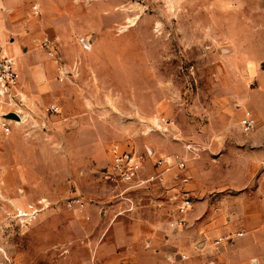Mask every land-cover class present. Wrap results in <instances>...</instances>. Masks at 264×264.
Returning <instances> with one entry per match:
<instances>
[{"label": "rangeland", "instance_id": "obj_1", "mask_svg": "<svg viewBox=\"0 0 264 264\" xmlns=\"http://www.w3.org/2000/svg\"><path fill=\"white\" fill-rule=\"evenodd\" d=\"M8 47L27 64L17 60L20 94L0 95V117L27 118L0 136V264L177 259L187 241L167 227L172 201L121 200L108 178L113 148L181 153L190 184L242 168L241 120L249 110L255 131L264 123V0H0ZM157 116L172 122L167 133L151 129ZM75 194L82 210L66 204ZM30 205L41 210L22 220Z\"/></svg>", "mask_w": 264, "mask_h": 264}, {"label": "crops", "instance_id": "obj_2", "mask_svg": "<svg viewBox=\"0 0 264 264\" xmlns=\"http://www.w3.org/2000/svg\"><path fill=\"white\" fill-rule=\"evenodd\" d=\"M13 48L5 51L14 54L16 61L27 64L25 53ZM38 76L43 77L36 75V82L40 80ZM23 80L26 86L31 85L24 77ZM24 116L26 121L27 115ZM255 128L256 122L247 135L239 137L236 146V159L243 160L242 168L223 170V178L214 185L189 182L194 203L185 215L187 224L176 230L187 241L186 252H183L188 259L182 261L178 256L174 264H198L192 256L203 257L202 264H252L254 261L264 264V123L256 131ZM228 154L223 151L219 159L227 158ZM238 232L243 234L238 235ZM221 236L231 237L232 242L216 244L215 240ZM146 245L151 249L149 236ZM154 251L151 261L158 259L161 252ZM136 252V257L143 255L142 250ZM92 254L96 258L101 255L98 249ZM171 254L170 250L162 251L160 264H172L167 260Z\"/></svg>", "mask_w": 264, "mask_h": 264}, {"label": "built area", "instance_id": "obj_3", "mask_svg": "<svg viewBox=\"0 0 264 264\" xmlns=\"http://www.w3.org/2000/svg\"><path fill=\"white\" fill-rule=\"evenodd\" d=\"M44 43L51 46L49 54L55 56L54 52L56 53L57 49L55 43L48 39ZM19 83L20 76L16 59L9 56L7 52L0 51V95H19ZM13 122H16V120L6 118L4 115L0 117V136H7L12 132ZM151 122V129L162 133H167L172 124L164 116L154 117ZM255 122L256 120L251 111L247 110L241 120L243 131H251L255 126ZM186 170L187 161L181 153L159 156L156 155L153 149L148 147L144 152L139 153L133 148L116 146L113 148L108 178L121 187L117 195L127 204H132L134 201L132 193L137 191H145L149 194L151 200H157L164 196L168 197L172 201L173 212L166 224L169 230L174 231L187 224L185 215L194 203L191 189L188 187L191 177ZM168 174H172L170 181ZM66 204L74 209L82 210L84 208V201L78 194L70 197ZM40 210L41 208L30 205L29 211L19 210L18 216L22 217V220H28L35 217ZM242 234L243 232H238V235ZM223 241L232 242V238L221 236L215 240V243L219 244ZM179 259L185 261L188 259V255L181 252ZM167 260L172 264L177 261L174 254L168 255ZM89 263L93 264L92 262L84 264ZM252 264L260 263L254 261Z\"/></svg>", "mask_w": 264, "mask_h": 264}, {"label": "water", "instance_id": "obj_4", "mask_svg": "<svg viewBox=\"0 0 264 264\" xmlns=\"http://www.w3.org/2000/svg\"><path fill=\"white\" fill-rule=\"evenodd\" d=\"M5 116H6V118L15 119V120L20 118L19 114L17 112H13V111L7 113Z\"/></svg>", "mask_w": 264, "mask_h": 264}, {"label": "bare ground", "instance_id": "obj_5", "mask_svg": "<svg viewBox=\"0 0 264 264\" xmlns=\"http://www.w3.org/2000/svg\"><path fill=\"white\" fill-rule=\"evenodd\" d=\"M17 113L19 114L20 118L19 119H16V122L15 123H21L22 121H24V118H25L24 115H26V114L23 113V110L22 109H18L17 110Z\"/></svg>", "mask_w": 264, "mask_h": 264}]
</instances>
